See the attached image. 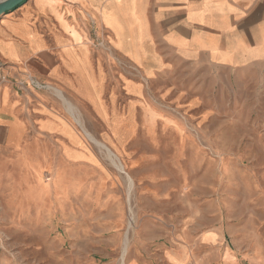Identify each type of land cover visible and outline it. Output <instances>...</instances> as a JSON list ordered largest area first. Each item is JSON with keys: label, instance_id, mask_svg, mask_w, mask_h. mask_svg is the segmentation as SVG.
I'll return each mask as SVG.
<instances>
[{"label": "rangeland", "instance_id": "1", "mask_svg": "<svg viewBox=\"0 0 264 264\" xmlns=\"http://www.w3.org/2000/svg\"><path fill=\"white\" fill-rule=\"evenodd\" d=\"M37 84L27 85L52 92ZM258 86L211 90L206 104L194 107L186 98L150 94L158 110L156 120L147 117L152 129L140 127L135 110L132 130L113 126L110 149L64 105L85 144L64 147L68 164L57 136L30 128L20 146L21 132L10 131L5 147L0 129V264H161L156 254L172 235L196 240L216 227L221 248L251 250L243 258L254 264L264 249V84ZM127 102L121 85L110 82L115 112L123 116ZM234 257L225 249L224 260L238 264Z\"/></svg>", "mask_w": 264, "mask_h": 264}, {"label": "crops", "instance_id": "2", "mask_svg": "<svg viewBox=\"0 0 264 264\" xmlns=\"http://www.w3.org/2000/svg\"><path fill=\"white\" fill-rule=\"evenodd\" d=\"M0 72L6 77L0 86L5 147L8 132H21V146L24 131L36 128L62 140L61 161L68 164L64 147L78 150L83 139L64 105L110 149L113 126L132 130L135 110L140 127L152 129L147 117L156 120L158 110L147 101L150 94L186 98L194 107L206 104L211 90L264 84V0H28L0 18ZM31 80L52 92L32 90ZM110 82L128 98L123 116L110 106ZM221 241L220 227L196 240L179 233L156 256L161 264H234L224 260L228 249L236 263L248 264L243 255L252 257L250 248L244 254L221 248ZM254 264H264V249Z\"/></svg>", "mask_w": 264, "mask_h": 264}, {"label": "water", "instance_id": "3", "mask_svg": "<svg viewBox=\"0 0 264 264\" xmlns=\"http://www.w3.org/2000/svg\"><path fill=\"white\" fill-rule=\"evenodd\" d=\"M28 0H0V18L13 12Z\"/></svg>", "mask_w": 264, "mask_h": 264}, {"label": "bare ground", "instance_id": "4", "mask_svg": "<svg viewBox=\"0 0 264 264\" xmlns=\"http://www.w3.org/2000/svg\"><path fill=\"white\" fill-rule=\"evenodd\" d=\"M36 4H37V3H36ZM38 5H39V4H38ZM24 157H25V156H24ZM24 157H23V158H24ZM24 159H26V158H24ZM28 160H29V158H28ZM20 161H21V160H20ZM24 161H25V160H24ZM26 162H27V160H26ZM28 164H29V163H28ZM26 165H27V164H26ZM30 167H31V166H30ZM26 168H27V167H26ZM31 168H32V167H31ZM32 169H33V168H32ZM27 171H28V170H27ZM29 171H30V170H29ZM35 171H36V170H35ZM28 173H30V172H28ZM32 173H33V172H32ZM39 173H40V172H39ZM40 174H41V173H40ZM25 175H26V174H25ZM29 175H31V173H30ZM29 175H28V176H29ZM31 177H32V176H31ZM37 177H38V176H37ZM37 177H36V178H37ZM32 178H34V177H32ZM41 178H42V177H41ZM26 179H28L27 176H26ZM39 179H40V177H39ZM28 180H29V179H28ZM28 180H27V181H28ZM40 180H41V179H40ZM55 180H56V179H55ZM57 180H59V179H57ZM57 180H56V181H57ZM37 181H38V180H37ZM60 182H61V181H60ZM57 183H58V182H57ZM57 183H56V184H57ZM28 184H31V183L28 182ZM39 184H40V182H39ZM42 185H43V184H42ZM38 186H39V185H38ZM38 186H36V187H38ZM32 187H33V186H32ZM34 187H35V186H34ZM36 187H35V188H36ZM39 187H40V186H39ZM26 188H27V187H26ZM43 188H44V187H43ZM26 190H27V189H26ZM35 190H36V189H35ZM39 190H40V189H39ZM31 191H33V190H31ZM27 192H28V190H27ZM36 192H37V191H36ZM40 192H41V191H40ZM41 193H42V192H41ZM25 194H27V193H25ZM43 194H45V193H43ZM54 195H55V194H54ZM31 196H32V195H31ZM41 196H42V195H41ZM45 196H46V194H45ZM37 197H38V196H37ZM39 197H40V196H39ZM56 197H58L57 194H56ZM37 199H38V198H37ZM42 199H44V198H42ZM46 199H47V198H46ZM31 201H32V199H31ZM33 201H34V200H33ZM33 201H32V202H33ZM42 201H43V200H42ZM46 201H47V200H46ZM25 202H26V201H25ZM34 202H35V201H34ZM30 203H31V202H30ZM31 204H32V203H31ZM37 204H38V203H37ZM39 204H41L40 201H39ZM39 204H38V205H39ZM41 206H42V205H41ZM29 207H31V205H30ZM252 250H253V249H252Z\"/></svg>", "mask_w": 264, "mask_h": 264}, {"label": "built area", "instance_id": "5", "mask_svg": "<svg viewBox=\"0 0 264 264\" xmlns=\"http://www.w3.org/2000/svg\"><path fill=\"white\" fill-rule=\"evenodd\" d=\"M5 82H6V77L3 75L2 72H0V83L3 84ZM30 83L36 88L39 87L38 84L33 80H31Z\"/></svg>", "mask_w": 264, "mask_h": 264}]
</instances>
